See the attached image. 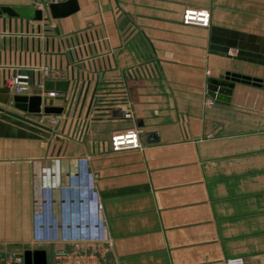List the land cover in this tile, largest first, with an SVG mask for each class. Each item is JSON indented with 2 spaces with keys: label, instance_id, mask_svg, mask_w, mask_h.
I'll return each mask as SVG.
<instances>
[{
  "label": "crops",
  "instance_id": "obj_1",
  "mask_svg": "<svg viewBox=\"0 0 264 264\" xmlns=\"http://www.w3.org/2000/svg\"><path fill=\"white\" fill-rule=\"evenodd\" d=\"M53 1L0 0L41 14L0 15V92L27 73L29 94L55 90L62 108L18 109L50 130L0 115V254L264 264V0H76L56 18ZM186 6L209 24H183ZM232 73L249 82L207 95V77ZM128 128L139 147L111 151Z\"/></svg>",
  "mask_w": 264,
  "mask_h": 264
},
{
  "label": "built area",
  "instance_id": "obj_2",
  "mask_svg": "<svg viewBox=\"0 0 264 264\" xmlns=\"http://www.w3.org/2000/svg\"><path fill=\"white\" fill-rule=\"evenodd\" d=\"M180 19L183 24L206 27L209 24V12L203 7L186 6L181 11ZM43 72H46V68L43 69ZM29 79L30 76L27 73H13L4 80V85L10 96L11 102V97L15 94L33 95L29 94L28 91ZM45 94L46 97L52 98L57 96L58 92L55 90H48L45 92ZM122 94L118 95L119 100L124 99L123 97L125 96ZM38 95L41 99L43 98L41 94ZM48 98L44 99V102L41 100L39 103V111L31 114H44L45 112L42 111V107L48 104ZM50 105L52 106L51 103ZM120 116L122 118H130L131 113L129 111H123ZM108 144L111 151L138 148V132L135 128L116 131L109 136ZM22 260L21 253L0 254V264H23ZM52 264H96V261L95 255L93 253H88L81 249L66 251L62 248H57L53 255ZM225 264H244V261L241 257L235 256L227 258L225 260Z\"/></svg>",
  "mask_w": 264,
  "mask_h": 264
},
{
  "label": "water",
  "instance_id": "obj_3",
  "mask_svg": "<svg viewBox=\"0 0 264 264\" xmlns=\"http://www.w3.org/2000/svg\"><path fill=\"white\" fill-rule=\"evenodd\" d=\"M47 9L50 16L56 18L75 11L77 9V3L76 0H61L56 2H50L47 4ZM1 14H5L10 17H14L17 15L31 17L35 20H40L41 18V14L38 9H33V7L26 5H0V15ZM237 80L249 82L247 77L241 76L236 73H232L230 77H228V74H226L223 79L209 76L206 78V93L211 98L219 99L222 101H228L233 87V83ZM251 84L258 86L260 85L259 83L255 82H252ZM261 85L264 86V82L261 83ZM11 99L12 104L15 108L28 113L38 112L40 101L42 100L44 102V98L41 99L38 94H15L12 95ZM47 103V105H44L42 107V111L45 113H59L62 110L61 107L51 106L49 98ZM0 112L17 117L22 120H26L34 125L50 130L47 127L39 125L34 121L27 120L25 117L15 114L2 107H0ZM38 203H40V201H36V204ZM21 256L23 259V264H45V255L43 250H24L21 253Z\"/></svg>",
  "mask_w": 264,
  "mask_h": 264
},
{
  "label": "rangeland",
  "instance_id": "obj_4",
  "mask_svg": "<svg viewBox=\"0 0 264 264\" xmlns=\"http://www.w3.org/2000/svg\"><path fill=\"white\" fill-rule=\"evenodd\" d=\"M0 93H1L0 96L2 97V100L0 101V107L5 108V109H7V110H9V111H11L13 113L19 114L20 111L18 109H15L11 105L8 104V100L10 99V96H9L7 90L4 89ZM0 115L5 117V118L15 119L13 117L11 118V116H9V115H7V114H5L3 112H0Z\"/></svg>",
  "mask_w": 264,
  "mask_h": 264
},
{
  "label": "bare ground",
  "instance_id": "obj_5",
  "mask_svg": "<svg viewBox=\"0 0 264 264\" xmlns=\"http://www.w3.org/2000/svg\"><path fill=\"white\" fill-rule=\"evenodd\" d=\"M38 221H39V219H37V223H39ZM52 224H53V222H52L51 219L49 220V222H45V225H50L51 226Z\"/></svg>",
  "mask_w": 264,
  "mask_h": 264
}]
</instances>
